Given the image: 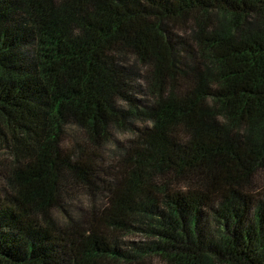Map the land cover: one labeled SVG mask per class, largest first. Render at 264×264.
I'll list each match as a JSON object with an SVG mask.
<instances>
[{
  "label": "trees",
  "instance_id": "16d2710c",
  "mask_svg": "<svg viewBox=\"0 0 264 264\" xmlns=\"http://www.w3.org/2000/svg\"><path fill=\"white\" fill-rule=\"evenodd\" d=\"M0 146V264H264V0H0Z\"/></svg>",
  "mask_w": 264,
  "mask_h": 264
},
{
  "label": "rangeland",
  "instance_id": "374dc122",
  "mask_svg": "<svg viewBox=\"0 0 264 264\" xmlns=\"http://www.w3.org/2000/svg\"><path fill=\"white\" fill-rule=\"evenodd\" d=\"M74 131L70 130V133ZM116 139H121L124 140L128 137H130L129 132H118L115 135ZM8 159V154L7 150L2 148L0 146V162L6 161ZM264 184V175L262 173H256L250 183V187L246 186L245 189L248 191L250 194H254L255 191H257L262 185ZM135 239L141 238L138 235L133 236ZM148 264H163V261L160 258L154 257L152 260L148 261Z\"/></svg>",
  "mask_w": 264,
  "mask_h": 264
}]
</instances>
